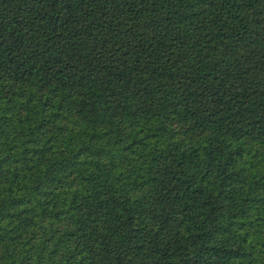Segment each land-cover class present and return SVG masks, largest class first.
I'll list each match as a JSON object with an SVG mask.
<instances>
[{"label":"trees","instance_id":"obj_1","mask_svg":"<svg viewBox=\"0 0 264 264\" xmlns=\"http://www.w3.org/2000/svg\"><path fill=\"white\" fill-rule=\"evenodd\" d=\"M0 264H264V0H0Z\"/></svg>","mask_w":264,"mask_h":264}]
</instances>
